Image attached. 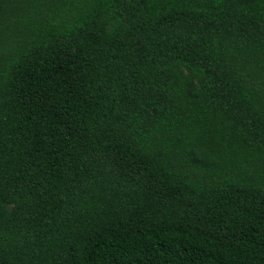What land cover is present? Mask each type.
<instances>
[{
	"label": "trees",
	"instance_id": "1",
	"mask_svg": "<svg viewBox=\"0 0 264 264\" xmlns=\"http://www.w3.org/2000/svg\"><path fill=\"white\" fill-rule=\"evenodd\" d=\"M0 264H264V0H0Z\"/></svg>",
	"mask_w": 264,
	"mask_h": 264
}]
</instances>
